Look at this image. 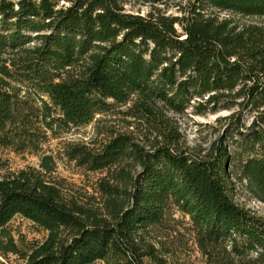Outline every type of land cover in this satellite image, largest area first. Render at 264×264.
Returning <instances> with one entry per match:
<instances>
[{"label": "trees", "instance_id": "16d2710c", "mask_svg": "<svg viewBox=\"0 0 264 264\" xmlns=\"http://www.w3.org/2000/svg\"><path fill=\"white\" fill-rule=\"evenodd\" d=\"M127 1L0 0V149L41 153L99 113L132 128L98 123L94 145L66 146L101 173L99 207L66 192L52 153L0 176V264H175L161 238L178 229L175 208L207 264H264V216L236 199L264 203V26L218 13L264 16V0H188L181 15L171 0H140L146 13ZM188 109L233 110L204 153L170 115ZM16 215L46 237L24 247Z\"/></svg>", "mask_w": 264, "mask_h": 264}, {"label": "rangeland", "instance_id": "374dc122", "mask_svg": "<svg viewBox=\"0 0 264 264\" xmlns=\"http://www.w3.org/2000/svg\"><path fill=\"white\" fill-rule=\"evenodd\" d=\"M187 2L188 0H171L165 7L168 13L181 15L183 14L181 7H186ZM150 6V3L140 0H129L126 3V8L134 12L146 13ZM162 6L164 7V4ZM218 13L221 17H228L239 25L257 23L264 26V16L245 15L226 10H220ZM232 111L231 109H224L215 113L199 114L193 109H188L181 113L171 111L170 115L179 124L184 144L192 151L204 153L223 129L224 120L219 121L218 119ZM97 118L86 125L73 126L69 130L51 135L43 144L42 149V152L52 153L55 156L57 162L55 175L65 179L66 192L82 201L91 200V204L95 207H99L102 202V196L96 189V181L101 173L87 170L77 165L74 160H70L66 154V146L71 142H87L94 145L96 139L100 140L104 137V133H100L97 128L98 123L100 125H113L128 131L132 129L130 126L128 128L123 125L126 120L121 118V113H99ZM41 153L17 152L10 148L0 149V157L2 161L6 162L0 166V176L6 171L27 165L38 166ZM236 199L240 204L264 216V203L262 201L250 197L242 189L237 191ZM173 216L177 221L178 229L161 237L164 248L169 249L168 257L170 260L172 259L175 264H207L205 256L197 244L195 232L191 227L189 228V216L177 208L174 209ZM9 227L26 248L34 242L43 240L48 232L33 220L22 215H16L9 223ZM9 261L12 264H25V260L17 254H10ZM92 264L106 263L103 260H97Z\"/></svg>", "mask_w": 264, "mask_h": 264}]
</instances>
